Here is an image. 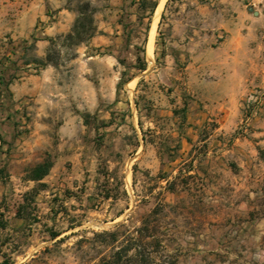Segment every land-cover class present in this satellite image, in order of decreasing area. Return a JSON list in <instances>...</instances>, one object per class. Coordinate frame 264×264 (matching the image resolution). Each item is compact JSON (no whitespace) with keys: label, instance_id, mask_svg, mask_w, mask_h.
Segmentation results:
<instances>
[{"label":"rangeland","instance_id":"rangeland-1","mask_svg":"<svg viewBox=\"0 0 264 264\" xmlns=\"http://www.w3.org/2000/svg\"><path fill=\"white\" fill-rule=\"evenodd\" d=\"M140 2L32 0L26 38L13 36L12 6L0 3V57L10 61L0 74V264H92L138 236L143 224L156 228L145 249L153 264H264V144L254 146L264 140V96L251 114L249 91L221 132L213 114L198 122L199 100L188 115L197 99L170 98L175 83L165 78L171 0H160L158 20L156 6L148 14L149 2ZM86 3L83 15H92L95 29L88 37L85 19V40L77 42L68 34ZM34 59L99 87L102 96L87 116L95 130L76 139L47 123L50 115L32 101L14 98L10 83L20 88L19 78L40 73ZM81 140L83 154L75 157ZM217 140L232 151L218 150ZM47 156L53 170L46 181L27 180ZM20 204L24 218L16 216Z\"/></svg>","mask_w":264,"mask_h":264},{"label":"crops","instance_id":"crops-1","mask_svg":"<svg viewBox=\"0 0 264 264\" xmlns=\"http://www.w3.org/2000/svg\"><path fill=\"white\" fill-rule=\"evenodd\" d=\"M6 1L12 6L10 18L13 19L9 27L14 31L13 36L17 32L28 37L30 26L25 18L31 14L32 0ZM64 11L61 9L58 13L62 15ZM167 20L169 30L163 55L169 63L166 68L171 71H165L168 73L165 78L175 83L168 96H174L179 102L184 95L191 94L197 100L188 108V115L194 114L195 103L199 100L198 105L202 107H198V122L202 124L208 114H213L219 123L215 130H226L228 116L239 112L240 101L251 88L261 86L264 89V0H171ZM55 25L48 26L45 32H51ZM153 36L151 26L147 48L153 44ZM37 42L38 46L46 44L42 39ZM9 55L12 57L13 53ZM9 63L0 57V69H3L0 74L5 73ZM22 65L28 66L29 62ZM64 78L53 65L47 64L39 74L19 78L22 87L19 88L18 83H10L9 87L14 98L30 104L32 101L31 105L50 115L46 117L47 123L53 122L60 131L69 132L71 137L78 139L79 131L95 130V126H89L87 116L96 110L95 100L98 102L102 94L86 75ZM169 107L175 108V105L169 104ZM57 115L61 119L58 120ZM237 140L235 138L233 144ZM63 144L61 140L60 145ZM254 144H264V140ZM76 146L72 155L78 157L83 154V140ZM217 146L224 153L232 151L233 147L218 140ZM52 170L53 164L46 176ZM46 176L39 181H46Z\"/></svg>","mask_w":264,"mask_h":264},{"label":"trees","instance_id":"trees-1","mask_svg":"<svg viewBox=\"0 0 264 264\" xmlns=\"http://www.w3.org/2000/svg\"><path fill=\"white\" fill-rule=\"evenodd\" d=\"M146 2H149L150 4L148 7V14H151L156 6V2L153 0H141L140 3L143 4ZM88 6L89 5L86 3L85 5L80 7V9L78 10V16L75 20L74 29L70 34H68L69 38H74L75 36L77 42H82L85 40V38L82 36L83 32L86 31V29L84 28L85 19L88 20L89 30H92L90 33H88V37L93 34V30L95 29L94 27H92V15H89L87 17L83 15L87 11ZM34 61L41 64L42 67L51 63V61L47 59H34ZM139 68L141 70H144V64H141ZM51 167V158L50 156H47L43 162L37 164L30 170V174L26 179L39 181L48 174ZM24 209L25 205L20 204L17 209L16 216L24 218L22 214ZM3 226L4 225L0 222V227ZM150 227L149 225L143 224L136 230L138 232V236H130L125 243H122L117 247H112L111 251L108 254L102 256L98 261L92 264H153L155 255H153V253L151 252H145L146 247L151 244V241H147L148 238H150L149 240H151L154 236V234H152L150 231ZM152 229H156L155 225L151 227V230ZM52 235L56 236V233H53ZM110 235H112V238L109 240V243L112 244L116 242L117 239L114 232H111ZM3 262L7 261L4 260Z\"/></svg>","mask_w":264,"mask_h":264},{"label":"built area","instance_id":"built-area-1","mask_svg":"<svg viewBox=\"0 0 264 264\" xmlns=\"http://www.w3.org/2000/svg\"><path fill=\"white\" fill-rule=\"evenodd\" d=\"M264 91L262 88H254L250 90L245 98V106L251 109V114H256L263 104ZM249 116H246L241 123V127L248 125Z\"/></svg>","mask_w":264,"mask_h":264},{"label":"bare ground","instance_id":"bare-ground-1","mask_svg":"<svg viewBox=\"0 0 264 264\" xmlns=\"http://www.w3.org/2000/svg\"><path fill=\"white\" fill-rule=\"evenodd\" d=\"M164 1H165V0H161V3H163ZM158 15H159V7H158L157 10H156L155 20L157 19Z\"/></svg>","mask_w":264,"mask_h":264},{"label":"water","instance_id":"water-1","mask_svg":"<svg viewBox=\"0 0 264 264\" xmlns=\"http://www.w3.org/2000/svg\"><path fill=\"white\" fill-rule=\"evenodd\" d=\"M159 3H160V0H159V2L157 3L156 8H157V6L159 5ZM156 8H155V11H156Z\"/></svg>","mask_w":264,"mask_h":264}]
</instances>
